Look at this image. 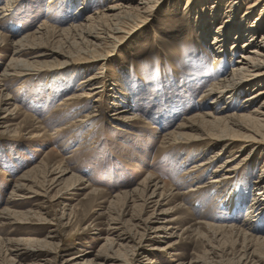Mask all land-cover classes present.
<instances>
[{"label": "rangeland", "instance_id": "rangeland-1", "mask_svg": "<svg viewBox=\"0 0 264 264\" xmlns=\"http://www.w3.org/2000/svg\"><path fill=\"white\" fill-rule=\"evenodd\" d=\"M50 1L12 0L13 8L0 26V71L9 60L13 41L24 33L35 31L43 21L54 27L69 22H63L72 17L68 14L67 0H55L51 4ZM77 1L78 8L84 10V18L112 5L110 0ZM6 2L0 0V7ZM186 3L187 0H177L170 8H163L151 27H146L118 49L109 60L107 92L101 98L99 112L83 127H78L76 122L94 110L93 102L65 100L77 93L82 78L95 72L99 65H94L89 72L87 69L81 72L82 67L71 68L49 76L43 72L36 78L6 82L5 88L18 108L9 105L11 114L0 113V117L6 116L8 125H12L7 132L0 129V264H65L71 258L74 260L70 264H148L154 254L158 264H264V244L217 227L241 225L246 211L230 218L219 210L218 201L208 192L188 193L191 188L188 179L184 180V173L202 162L204 156L192 158L196 154L191 146L187 149L162 147L161 141L167 132L174 130L184 117L198 112L196 105L202 101L203 92L217 73L227 72L240 57L238 53L232 59L229 55L230 58L221 62L223 64L215 66L214 53L209 49L212 41L196 37L189 21L195 15L189 19L183 16L188 10ZM206 3L207 0L197 2L204 8ZM207 4L220 6L221 3L211 0ZM221 11L218 22L210 20L209 25L215 24L216 28L222 23L226 6ZM206 12L211 19V7ZM159 30L164 33H158ZM47 42L52 47L60 45L54 40ZM115 84L129 94L139 118L136 122L125 123L112 117L111 95ZM63 102L66 104L61 105ZM223 106V103L219 105ZM235 106L237 109L240 104L235 103ZM176 107L180 110L176 111ZM152 126L156 129L151 130ZM226 156L228 153L209 171L200 173L193 186L208 183L210 172L225 161ZM39 163H43L42 168L31 174L29 198L9 201L20 176ZM60 163L68 170L59 187V183L53 184L50 180L60 174L49 173V165ZM263 166L264 156L258 154L232 180L240 187L246 205L252 202L254 181ZM149 174L153 180L161 181V186H166L167 194L171 191L185 193L181 208L159 216V223L178 218L169 232L173 233V238L166 239L170 235L156 234L153 229H142L155 208V204L150 203L159 197L149 200L144 208L137 198L133 201L116 197L121 192L141 188ZM79 180L81 182L77 183ZM75 185L77 188L73 190L71 187ZM92 191L96 193L91 194ZM170 194L163 201L167 205L165 210L176 205ZM4 209L9 211L3 213ZM26 212L27 215H23ZM155 222V227L160 225ZM116 227L121 230H113ZM262 228L260 236H264ZM122 231L130 238L124 250L102 249L107 237L116 240ZM8 239L23 242L19 246L7 244ZM167 243L176 246L167 253L151 251ZM16 246L24 249L23 252L34 251L33 256L18 258L16 252H11ZM98 253L103 256L97 257Z\"/></svg>", "mask_w": 264, "mask_h": 264}, {"label": "bare ground", "instance_id": "bare-ground-1", "mask_svg": "<svg viewBox=\"0 0 264 264\" xmlns=\"http://www.w3.org/2000/svg\"><path fill=\"white\" fill-rule=\"evenodd\" d=\"M54 1L51 0L49 3L51 4ZM176 1L110 0L112 5L106 6L103 10L96 11L84 18V10L78 8L79 2L77 0H67L68 14H71L72 17L66 21L63 20V22L69 21L66 25L54 27L43 21L35 31L24 33L19 39L13 41L9 60L0 71V113L9 112L11 114L8 109L9 105L15 109L18 108L17 105H14L13 97L7 91L8 89L5 88L6 82L8 83L9 80L36 78L43 72H46V75L49 76L57 71L80 67L83 68L81 72H85L86 69L89 72L94 65H99L100 67L95 72L82 78L77 93L65 100V102L89 100L93 102L92 109L94 110L85 116V119L76 122L78 127H83L88 120L97 116L95 113L99 112L101 98L107 92L108 80L106 74L109 60L116 55V52L124 43L144 31L146 27H151L163 8L166 6L170 8L171 4ZM209 1L211 0H207V3ZM216 1L221 3L220 6L206 3L204 8L202 4H197V2H203V0H187L186 7L188 10L183 16L189 19L195 15V18H191L189 21L193 25L196 37H202L201 40L212 41L209 49L214 53L215 66H218L223 60L225 61V58H230L229 55H231V59L237 53L240 54V57L227 72H218L214 80L210 82L201 96L200 100L202 101L196 105L198 112L191 117H184L174 130L164 135L161 143L164 148L178 146L187 149L188 146H191L194 149V154H196L192 155V158L204 156L202 162L195 164L184 173V180L188 179L186 181L189 182V188H191L188 193L197 195L203 191L208 192L212 199L218 201L219 210L225 212L226 216L230 218H234L236 214L243 212V210L246 211V218L241 225L227 224L218 225L217 227L224 231L241 234L245 238L250 237L264 244V236H260L262 235L261 231H263L262 227H264V166L259 177L254 181L255 195L249 205L245 204V196L240 195V187L234 185L235 181H232L239 172L249 166V163L258 154L264 156V0ZM13 5L12 0H7L6 4H2L0 7V26L2 20L9 16L6 13L11 11ZM224 6H226V11L223 14L222 23L219 22L216 28H214L215 24L209 25L210 20L216 19V23L218 22L222 12L221 9L223 10ZM210 7L213 13L209 15L211 19H208L206 11ZM244 7H246L245 10ZM158 33H164V31L159 30ZM1 37L2 34H0ZM50 40L60 42V45L52 47L47 42ZM242 40L245 41L240 43L239 41ZM175 44L178 45V41H175ZM111 46L112 48H110ZM113 86L114 93L111 98L114 113H112V117L114 120L125 123L136 122L139 118L137 112L133 109L129 94L127 91L124 92V89L117 84ZM222 103L224 106L220 108L219 105ZM235 103L240 104V107L235 109ZM64 104L66 103L63 102L61 105ZM175 110L180 109L176 107ZM6 120V116L0 117V126H2L0 129H4V132L9 131L12 126L8 125L9 121ZM150 129L153 130L156 127L152 126ZM226 153H228V156L224 157L225 161L218 163L216 168L210 172V181L196 187L193 186L195 180L200 178L199 174L209 171L210 167L219 162ZM42 165L43 163H39V165L20 176L15 183V187L13 186L14 189L9 201L16 198L21 200L29 198L27 196L32 190L29 183L33 182L31 174L38 172ZM67 170V168L62 167L61 163L49 165V173L57 172L60 174L59 177L52 178L50 182L53 184L59 183L58 186L60 187L62 185L61 179L66 177L65 172ZM149 175L150 177L145 178L141 183V188L121 192L116 197H125L133 201H136L137 198L142 202L143 208L147 207L149 200L159 197V200L150 203L155 204V208L150 216L145 219L147 222L145 221L146 225L142 229L144 231L153 229L156 234L170 235L165 237L166 239L173 238V233L169 232L173 230L171 225H174L178 218L169 221L165 218L164 223H159V220H161L159 216H166L176 212L177 208H181L184 204L182 196L185 193L173 194L171 191L176 200V205L173 209L165 210L163 208L167 205L163 201H166L170 193L165 192L164 188L166 186H161V181L157 182L153 180L151 174ZM80 182L79 180L77 183ZM232 183L233 185H231ZM71 188L74 190L77 185ZM33 193L36 194L37 192ZM95 193L92 191L91 194ZM193 205H197V203ZM157 208H159V214H157ZM7 211L9 209H4L3 213ZM27 213L23 215H27ZM154 220L155 223L160 225L155 227L153 225ZM116 223L114 225H117ZM118 227L113 230L120 231L121 229ZM124 234L128 235V232ZM124 234L122 231L116 240L107 237L102 249L105 247H108L110 251L115 247L118 248L117 251L123 249L125 242H129L130 239L125 237ZM25 241L37 242V240ZM5 242L19 246V243L23 240L8 239ZM175 246L176 244L167 243L166 246H158L159 249L153 248L151 251L159 250L162 253H167ZM11 248L13 247L11 246ZM15 248L11 252H16L18 258L28 254V256H33L34 251L32 250L26 249V252H23L24 249L17 246ZM101 256L103 255H97V257ZM151 256L148 264L160 263L156 260L157 255ZM72 260L74 259H69L65 264H70Z\"/></svg>", "mask_w": 264, "mask_h": 264}]
</instances>
